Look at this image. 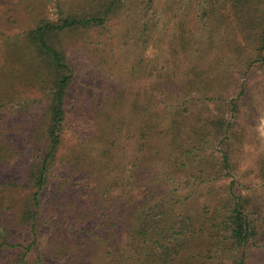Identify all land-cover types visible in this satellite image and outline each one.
<instances>
[{
	"label": "trees",
	"instance_id": "1",
	"mask_svg": "<svg viewBox=\"0 0 264 264\" xmlns=\"http://www.w3.org/2000/svg\"><path fill=\"white\" fill-rule=\"evenodd\" d=\"M5 1L30 9L28 0ZM77 1L57 0L56 20L38 14L21 38L9 37L5 43L0 109L18 105L8 122L0 119V264H264V255L258 256L264 250L263 202L254 206L238 191L233 162L239 142L234 120L246 92L244 82L249 71L264 73V0L219 3L230 24L240 29L242 41L231 47L233 56L190 67L177 91L179 65L171 72L170 62L177 60L178 44L187 47L179 28L182 32L169 43L168 61L160 68L157 61L150 65L149 76L155 80L144 95L138 92L128 100L121 92L118 101L93 98L83 105L80 118L93 113L100 127L88 141L79 140L65 152L76 77L63 40L107 28L124 6V0ZM219 15L214 8L205 13L212 22ZM7 21L18 22L13 17ZM19 82L39 87L43 97L21 102L13 91ZM134 119L139 121L135 134ZM21 148L25 166H12ZM147 162L160 164L161 171L144 188H136L147 175ZM259 164L264 187V161ZM15 167L27 183L17 181ZM60 167L65 173L58 176ZM228 178L232 181L224 185ZM184 181L208 190L203 211L187 209ZM20 186L29 194L14 207V191ZM87 187L95 201L77 204ZM216 189L223 191L220 197ZM47 194L56 213L68 211L52 227V250L49 242H41L46 225L41 212L51 207L43 201ZM122 198L128 199L126 216L111 211ZM69 219L80 227L91 221L95 226L78 228L66 224Z\"/></svg>",
	"mask_w": 264,
	"mask_h": 264
},
{
	"label": "rangeland",
	"instance_id": "2",
	"mask_svg": "<svg viewBox=\"0 0 264 264\" xmlns=\"http://www.w3.org/2000/svg\"><path fill=\"white\" fill-rule=\"evenodd\" d=\"M3 1H0V69L5 68L3 65L7 61L4 51L7 49L5 43L9 37L21 38L33 24L34 16L38 14L53 20L58 17L57 0H28L29 10L15 5L16 2L5 1L3 4ZM221 1L124 0L123 9L117 17L113 18L107 28L82 31L73 37H65L63 43L75 67L76 78L68 103L64 151L67 152L74 144H79V140L88 141L92 136V131L95 133L100 127L95 124L93 113L84 114V118H80L83 117V112H79V109L83 105L89 101L94 102L93 98L101 102L108 99L113 102L118 101L121 92H124L128 100H132L138 92L142 96L144 95L149 83L155 80L149 76L150 65L157 61L160 65L156 66L160 68L168 61V55L171 54L169 43L171 40L173 41L175 35L182 32L179 31V28L184 29L183 34L185 33L187 47L181 49L178 44L176 63L170 62L171 72L174 71L175 64L179 65V69H176L175 89L177 91L185 78V72L190 67L202 64L213 57L233 56L234 48L231 47L235 42L242 41L240 40L241 33L233 23L230 24L228 14L221 11L222 7L219 4ZM76 2L78 4L77 0ZM70 3L74 2L70 1ZM12 6L14 10H10ZM213 8L217 9L220 14L217 22L209 21L205 16V13ZM7 17H13L18 22H9ZM214 26L217 29L213 28ZM2 33H4L3 36ZM9 73L11 74V71ZM18 74L21 75V72ZM246 80L247 82H244L246 83V92L241 101L240 112L234 120V133L239 138L233 157L237 168V175L234 179L238 182V191L245 197L251 198L254 206H260L261 202L264 206V187L259 174V163L261 160L264 161V73L249 71ZM19 83L14 84L13 91L16 92L15 96L21 102V99L36 101L43 97L39 87L31 83ZM230 97L231 95L227 99L229 100ZM17 105L18 103L9 104L0 109V119H3V122H8V118L14 117ZM133 122V133L135 134L139 121L134 119ZM16 155L18 156L15 157L12 166L16 164L25 166V162H22L26 158L24 148H21L19 154ZM160 171V164L157 167V164L147 162L144 167V172L147 175L140 177L139 186L137 185L136 188H144V185L150 180H154ZM12 172L14 176L19 174L20 177H17V181L22 184L27 183L19 168L15 167ZM57 172L58 176L65 173L63 167H60ZM229 179L225 180L224 185L232 181ZM181 183L182 187H186L185 190L182 189V194L188 195L187 209L194 211L199 208L198 210L203 211L204 204H209L208 192L205 193L207 189L200 190L196 183L189 186L186 185V181ZM92 185L95 186V183ZM217 185L219 188L220 184L217 183ZM91 190L92 188L88 187L82 190L80 197L77 198V204L92 202L95 198L91 197ZM14 192L13 206L17 207L29 194V190L20 186V189H16ZM222 192L216 189L215 196L220 197ZM47 196L48 194L45 195L43 201L51 207L50 209L47 207L48 209H43L41 212V218L46 223L42 228L43 239L41 242L43 245H47L49 242V250H52L50 243L56 237L54 234L56 231L52 227L54 224L59 226L60 215L68 214V211L59 213V210L56 213L54 205L50 204V199ZM212 198L210 197V199ZM185 208L186 205L183 209ZM127 209V198L116 199L111 206V211L117 215L123 214L122 216L127 215L125 214ZM208 213L209 211L206 215ZM70 223L83 229H91L95 226L94 221L89 222L86 227H80L74 219L66 221V224ZM24 232L23 234L27 235V231L24 230ZM263 255L264 250H261L258 256L262 258ZM227 264H229L228 261Z\"/></svg>",
	"mask_w": 264,
	"mask_h": 264
}]
</instances>
